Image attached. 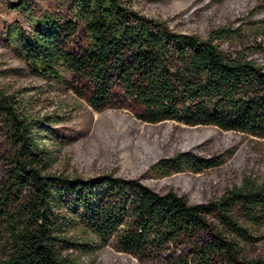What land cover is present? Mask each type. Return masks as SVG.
I'll return each instance as SVG.
<instances>
[{"label": "trees", "instance_id": "trees-1", "mask_svg": "<svg viewBox=\"0 0 264 264\" xmlns=\"http://www.w3.org/2000/svg\"><path fill=\"white\" fill-rule=\"evenodd\" d=\"M69 3L87 34L82 54L60 47L62 26L49 14L32 20L28 31L17 23L7 30L35 76L65 89L62 63L91 81L87 103L97 112L118 82L141 101L149 123L169 120L264 140V62L250 57L264 53L262 44L223 52L227 33L236 29L211 28L201 38L174 31L126 0ZM66 25L68 32L75 28ZM253 31L264 37V25ZM34 125L0 86V264H78L67 251L87 250L90 243H110L138 264H264V252L251 250L264 237V176L247 173L219 195L193 203L136 178L51 173L52 158ZM196 151L184 146L152 168L165 176L218 165L215 155ZM74 227L76 236H67Z\"/></svg>", "mask_w": 264, "mask_h": 264}, {"label": "rangeland", "instance_id": "rangeland-1", "mask_svg": "<svg viewBox=\"0 0 264 264\" xmlns=\"http://www.w3.org/2000/svg\"><path fill=\"white\" fill-rule=\"evenodd\" d=\"M24 1L15 9L10 5L18 0H0V86L14 95L21 113L35 122L33 133L52 158L48 172L83 178L102 173L136 178L156 192L172 189L193 203L219 195L247 173L257 179L264 176V140L169 120L149 123L141 117V101L118 82L111 86L104 109L97 112L87 103L94 92L91 81L62 63L58 70L65 89L35 76L7 40V30L13 23L28 31L32 20L49 14L62 26L60 47L76 54H82L88 38L83 23L74 17L69 0ZM126 1L141 14L164 20L176 32L205 38L211 28L236 29L227 33L223 52L258 43L264 46V37L253 31L264 25L259 21L264 18V0ZM68 22L75 24L73 31H67ZM250 57L264 62L263 52L251 53ZM46 117H50L49 123ZM191 145L204 156L215 155L218 165L201 172L182 170L165 176L152 168L157 159ZM78 229L71 228L67 236H76ZM251 250L264 252V237H257ZM67 252L78 264H138L110 243H90L87 250Z\"/></svg>", "mask_w": 264, "mask_h": 264}]
</instances>
